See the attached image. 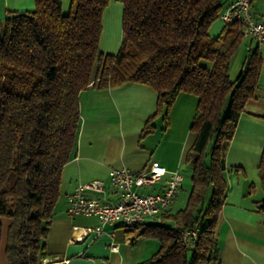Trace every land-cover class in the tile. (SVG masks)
<instances>
[{"label": "trees", "instance_id": "obj_1", "mask_svg": "<svg viewBox=\"0 0 264 264\" xmlns=\"http://www.w3.org/2000/svg\"><path fill=\"white\" fill-rule=\"evenodd\" d=\"M109 1L69 0L64 13L62 0H34L32 8L8 10L0 20V250L4 241L8 264H40L62 169L75 152L79 93L90 85L135 81L156 90L157 113L165 119L178 93L197 97L190 124L195 139L186 155L192 169L187 203L172 214L168 209L158 223L136 226L160 240L140 264H220L224 146L254 97L262 66L258 45L248 46L231 79V58L244 35L237 23L209 33L220 20L221 0H122L120 45L105 53L99 41ZM258 171V210L264 211V147ZM187 229L200 230L189 247L182 243Z\"/></svg>", "mask_w": 264, "mask_h": 264}, {"label": "crops", "instance_id": "obj_2", "mask_svg": "<svg viewBox=\"0 0 264 264\" xmlns=\"http://www.w3.org/2000/svg\"><path fill=\"white\" fill-rule=\"evenodd\" d=\"M231 1L221 0L222 9ZM64 2L62 0V6ZM33 6L34 0H0V20L8 10ZM252 8L263 11L264 0H252ZM121 19L122 0H110L102 15L99 46L103 52H117L122 37ZM223 26L218 19L210 26L209 33L216 36ZM255 44L261 53L262 66L254 97L245 102L233 136L224 146L227 191L216 226L220 264H264V211L258 210L263 191L256 187L264 147V42L258 44L244 36L231 58L229 73L237 55L240 53L242 63L248 46ZM78 102L80 123L75 152L62 169L60 195L50 220L45 239L46 255L42 259L49 260L46 264H126L127 254L140 256L142 260L148 258L151 251L147 250V245L144 248H140L141 244L133 245L136 240L118 229L119 222L105 224L103 232L97 236L92 233L82 238V232L75 227L95 226L97 219L94 216H69L66 196L79 183L98 179L104 182V191L86 190L85 194L116 201L117 191L109 183L112 168L140 171L155 161L168 170L177 169L181 173V166L186 164L187 152L195 139L190 122L197 97L192 93H178L167 119L162 112L157 113L156 90L135 81L103 88L90 85L79 93ZM160 187L159 184L152 190ZM111 242L118 245L117 251L110 250ZM0 264H8L4 241Z\"/></svg>", "mask_w": 264, "mask_h": 264}, {"label": "built area", "instance_id": "obj_3", "mask_svg": "<svg viewBox=\"0 0 264 264\" xmlns=\"http://www.w3.org/2000/svg\"><path fill=\"white\" fill-rule=\"evenodd\" d=\"M219 18L225 24H239L243 35L253 38L258 44L264 42V10L255 11L252 0H232L222 9ZM109 183L117 191L116 201L85 194L86 190L104 191V182L98 179L79 183L66 196V213L69 216H94L97 219L95 226L75 227V230L80 229L82 232V238L92 233L97 236L107 223L119 222L121 226L133 228L149 221L159 222L180 191L182 175L177 169L168 170L154 161L140 171L112 168L109 171ZM159 184V190H152ZM199 232V229H187L182 235L183 245L192 246ZM109 248L117 251L118 245L111 242ZM48 262L41 259L40 264Z\"/></svg>", "mask_w": 264, "mask_h": 264}, {"label": "rangeland", "instance_id": "obj_4", "mask_svg": "<svg viewBox=\"0 0 264 264\" xmlns=\"http://www.w3.org/2000/svg\"><path fill=\"white\" fill-rule=\"evenodd\" d=\"M68 6H69V0H65L64 5H63V12L67 13L68 11ZM237 60L235 59V61L233 62V67L231 68V72H230V77L231 79H234L237 75V73L239 72L240 69V65L241 62L239 60L240 58V53L237 55ZM195 114V112H194ZM194 116V115H193ZM192 122V121H191ZM190 122V124H191ZM181 173L184 177V181L182 183L181 186V191L180 194L176 197L174 203L171 205V207L169 208V212L175 213L180 209H183L187 203L191 188H192V182H191V175H192V169L190 167V165H186L183 164L181 166ZM256 187L262 191V186H261V181H257ZM209 198H210V190L207 191V194L205 195V199H204V205L203 207H207L208 202H209ZM2 222L4 224V228H6L7 226V220L2 218ZM147 223H152L154 224L153 221H149ZM158 223V222H157ZM166 225L168 226H173L174 222L172 221V219H168L165 222ZM121 231L125 232L126 235L131 236L132 239L136 240V243H132L133 245H140V248H144V246L147 245V250L150 252L148 258L152 255V251H157V249L160 246V240L156 237V236H151V235H147V234H142V226L141 227H133V228H129V227H125V226H119V228ZM133 240V241H134ZM138 242V243H137ZM154 243H155V247H154ZM153 249V250H151ZM156 249V250H155ZM154 253V252H153ZM142 254V253H141ZM140 256L137 257H131V255L127 254L126 259H127V263L126 264H140L141 262L145 261L148 258H144L142 260V258H139ZM135 258V259H134Z\"/></svg>", "mask_w": 264, "mask_h": 264}]
</instances>
